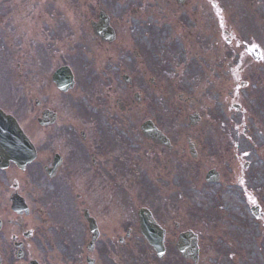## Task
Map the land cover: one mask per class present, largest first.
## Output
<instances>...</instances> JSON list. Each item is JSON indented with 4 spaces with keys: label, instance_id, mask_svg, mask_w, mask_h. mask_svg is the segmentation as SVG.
Wrapping results in <instances>:
<instances>
[{
    "label": "flooded vegetation",
    "instance_id": "1",
    "mask_svg": "<svg viewBox=\"0 0 264 264\" xmlns=\"http://www.w3.org/2000/svg\"><path fill=\"white\" fill-rule=\"evenodd\" d=\"M176 1L182 4L175 14L192 17L188 34H195L193 2ZM225 1L245 4L247 16L239 24L231 7L226 13L219 0L205 2L201 16L211 27L206 42L212 49L224 45L233 58L224 56L218 72L210 56L206 63L195 62L206 74L196 83L206 85L196 88L197 97L211 92L217 81L236 80L247 54L264 65V11L254 6L264 0ZM172 4L164 0L163 8ZM134 13L130 9L129 17ZM223 15L240 32L228 34ZM101 16L113 30L110 43L93 33ZM130 33L99 0H0V123L1 116L15 121L9 132L0 124V264H189L176 249L182 234L194 232L184 224L182 192L151 188L145 180L170 176L187 153L183 141L196 153L199 131L211 120L194 94L187 110L182 102L174 132L172 126L170 136L163 132L167 111L153 100L162 97L160 91L167 100L165 85L171 87L166 82L173 76L162 69L157 73ZM93 47L95 80L87 73L93 66L83 63ZM64 68L75 83L67 92L54 81ZM183 72L174 76L180 81ZM91 81L96 87L88 91ZM87 95L95 98L94 111L80 101ZM190 110L201 112L192 125L185 115ZM138 111L147 115L138 120ZM145 122L165 134L168 144L143 139ZM152 222L163 237L162 253L148 242L157 238Z\"/></svg>",
    "mask_w": 264,
    "mask_h": 264
},
{
    "label": "rangeland",
    "instance_id": "2",
    "mask_svg": "<svg viewBox=\"0 0 264 264\" xmlns=\"http://www.w3.org/2000/svg\"><path fill=\"white\" fill-rule=\"evenodd\" d=\"M171 1L172 7L163 8L164 0H99L108 15H114L120 20L124 30L129 31V36H132L130 30L135 32L136 38L132 39L135 40L136 46L145 52L153 69L157 73L158 69L165 70L168 77L173 76L172 80L166 82H171V87L165 85L167 100H164L163 91H160L162 99L158 96L153 100L157 107L167 109L164 117L168 116V119L162 120L161 125L168 136L171 135L169 127L172 126L174 132L180 122V116L183 114L182 102L183 110H187V103L190 104V99L194 97L192 95L197 97L196 88L200 85L206 86L196 84L199 78L203 82L206 74L195 62L206 63L210 56L214 59V68L218 72L224 56L227 59L233 58V53L228 52L224 45L212 49L206 42L205 35H208L211 29L210 20L201 15L207 9V0H185L187 3L193 2L194 11L198 14L193 35L188 34L192 17L175 14L179 9L175 0ZM219 2L226 13L230 4L234 3L226 4L225 0ZM73 5L78 8L79 4ZM260 5L258 8L263 12L264 3L254 6ZM236 6V9L232 7L238 13L234 20L241 24L247 16L245 4L238 3ZM132 8L135 13L129 17L128 12ZM221 17L223 21H227L224 30L228 34L240 32L232 20L224 15ZM45 24L46 22L41 26L45 27ZM180 24L184 26L183 29ZM262 36L264 37V34ZM226 37L221 36L222 40ZM118 39L121 42V36ZM92 44L95 46L96 40H93ZM95 54L93 47L87 51V59L83 60L86 67L93 66L91 71L87 67V73L94 80L98 69L93 58ZM242 65H246V71L242 69ZM242 65V74H239L236 80L231 83L217 81L211 92L206 91L203 97H197V102L206 110L205 118H209L211 123L207 124L202 132L199 131L200 136L195 145L196 160L190 158L183 141L187 153L169 177L159 182L155 177L149 179L147 176L145 180V176L141 174L148 187L179 189L182 192L184 224L192 227L191 230L199 240V264H264V65L253 63L249 54ZM180 70L184 71V74L179 81L180 77L174 75ZM155 74L153 71L154 78ZM246 81L247 83L243 84ZM95 87L96 83L93 81L87 83L88 91L94 90ZM177 88L176 95L174 90ZM80 101L83 107L94 111V97L87 95L86 100L81 98ZM193 110L185 112V115L188 114L189 117L201 114L199 110ZM142 112L136 113L139 114L138 120L142 119L143 114L147 115ZM182 139L185 137L181 136L180 140ZM217 150L218 152H215ZM152 165L153 163L148 166ZM209 170L219 174L218 183L205 182L204 176ZM158 196L164 198L160 193Z\"/></svg>",
    "mask_w": 264,
    "mask_h": 264
},
{
    "label": "water",
    "instance_id": "3",
    "mask_svg": "<svg viewBox=\"0 0 264 264\" xmlns=\"http://www.w3.org/2000/svg\"><path fill=\"white\" fill-rule=\"evenodd\" d=\"M151 244L156 246L157 249L159 248V242H157L156 244L154 242H151ZM182 250H183V252H190L191 249L189 248V250H188L187 247H185V248L183 247Z\"/></svg>",
    "mask_w": 264,
    "mask_h": 264
}]
</instances>
